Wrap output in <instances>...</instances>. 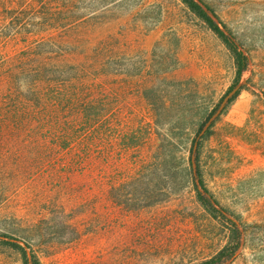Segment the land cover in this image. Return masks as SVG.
<instances>
[{"label": "rangeland", "instance_id": "374dc122", "mask_svg": "<svg viewBox=\"0 0 264 264\" xmlns=\"http://www.w3.org/2000/svg\"><path fill=\"white\" fill-rule=\"evenodd\" d=\"M32 1L37 19L25 32L83 34V44L88 38L123 55L106 67L102 147L95 141L91 150L85 142L64 147L45 128H0V232L19 238L42 264H199L213 257L228 228L201 205L191 182L141 207L130 181L144 159L155 161L161 144L174 142L187 158L182 147L194 129L183 132L175 118L190 99L201 112L218 109L236 85L226 46L181 0ZM200 1L250 58L240 94L204 145V180L246 228L228 264H264V0ZM51 5L55 25L45 21ZM5 16L0 4V24ZM0 264H23L21 252L0 244Z\"/></svg>", "mask_w": 264, "mask_h": 264}, {"label": "trees", "instance_id": "16d2710c", "mask_svg": "<svg viewBox=\"0 0 264 264\" xmlns=\"http://www.w3.org/2000/svg\"><path fill=\"white\" fill-rule=\"evenodd\" d=\"M181 1L226 46L236 67L235 83L241 82L250 69V58L236 34L210 4L200 0ZM0 4L6 13L5 21L0 24V128L12 125H25L30 130L45 128L62 146L66 145L64 147L85 142L91 150L95 146L94 141L102 147L108 120L106 106L109 93L105 80L110 74L106 67L119 61L123 53L118 48L91 46L88 38L85 45L83 34L25 32L22 27L37 19L34 2L0 0ZM48 11L49 18L45 21L55 25L58 21L53 17L56 12H53L52 5ZM10 43L15 46L9 48ZM118 75V70L113 72V76ZM240 91L228 104L238 97ZM144 98L153 104L152 96L150 98L147 94ZM187 102L182 114L175 118L182 125L183 132L189 134L194 129L190 144L182 147L188 151L187 158L177 155L181 148L174 142H170L168 148V145L161 144L155 161L147 163L144 159L137 176L130 183L135 186L138 197L144 199L138 205L144 207L176 194L186 182H191L201 205L228 228L226 244L213 257L199 264H228L237 257L246 228L239 218L230 216L232 213L228 208L220 205L204 180L202 152L219 118L203 135L200 134L205 122L217 109L201 112V105L195 99ZM3 103H6V108ZM20 241L13 235L0 232V244L20 251L23 264H42L37 254L28 250L29 246H22Z\"/></svg>", "mask_w": 264, "mask_h": 264}, {"label": "water", "instance_id": "95a60500", "mask_svg": "<svg viewBox=\"0 0 264 264\" xmlns=\"http://www.w3.org/2000/svg\"><path fill=\"white\" fill-rule=\"evenodd\" d=\"M243 82H238L223 98L222 102L220 103L218 109L209 117V119L205 122V125L201 131L200 135H203L208 128L212 125V123L223 113L224 109L230 102L231 98L241 90ZM196 148V146H195Z\"/></svg>", "mask_w": 264, "mask_h": 264}]
</instances>
